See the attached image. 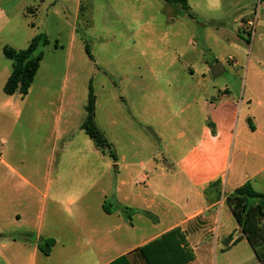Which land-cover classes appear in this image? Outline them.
Listing matches in <instances>:
<instances>
[{
	"label": "crops",
	"instance_id": "0c3cea01",
	"mask_svg": "<svg viewBox=\"0 0 264 264\" xmlns=\"http://www.w3.org/2000/svg\"><path fill=\"white\" fill-rule=\"evenodd\" d=\"M201 1L193 4L188 0L190 13L194 16L192 23L181 24L180 16H176L166 25L143 23L140 28L163 27L168 36L177 38L187 35L188 42L194 43L197 49L201 45H210V37L219 44L232 40L222 31L224 23L199 16V8H203L206 15L213 10L235 16L239 29L253 14L257 15L248 69L243 74L244 86L237 92L240 96L233 97L223 82L220 87L213 86L214 95L210 90L169 112L165 109L169 105L163 103L158 93L147 95L142 90L141 103L130 102L133 103L129 108L131 117L139 120L140 128L129 135L130 155L120 154L124 171L134 169L125 182V186H129L125 198L129 207L123 215L117 207L107 213L104 200L100 205V201L94 204L84 197H68L76 183H64L62 172L53 166L50 135L42 138L43 156L40 158L44 165L29 168L27 174L5 161L2 144L0 264H109L124 255L131 264H145L137 250L175 228L184 232L195 254V259L188 264H202V258L210 259L212 255L216 259L237 256L239 262L236 264H260L243 238L226 197L246 183L264 194V2ZM167 4L171 7L179 5ZM13 7V0H0V37L8 36L13 30ZM179 10L173 9L175 13L181 12ZM32 26L35 27L34 23ZM240 31L233 36L237 43H242ZM5 46L8 45L0 44V65L5 57ZM181 59L180 55L176 58L177 62ZM214 59L215 65L219 60ZM8 61L12 69L7 68L5 79L13 70L12 61ZM208 63L206 58L202 59L198 74L201 83L208 82L211 74L213 65ZM220 64L221 69L215 77L225 72L224 63ZM232 64L237 66L239 62L234 58ZM185 69L195 79V69L192 66ZM124 103L129 107L127 99ZM10 106L11 103L4 104V107ZM185 109L191 112L187 118H182ZM96 123L101 129L97 116ZM170 125V131L164 130ZM108 140L112 143L110 138ZM91 142L89 138L85 143L90 146ZM71 146V142L64 141L61 151L66 152ZM88 152L97 165L94 168L92 164L87 171L101 170L100 163L109 167L106 159L109 156L96 147L89 148ZM118 162L119 159L113 162V167L120 175L123 169H119ZM79 170L77 168L78 175ZM99 177L97 172L89 185L99 183ZM53 186L56 192L49 197ZM225 210L234 220L230 228L222 224ZM41 239L55 241L49 255L39 248ZM223 263L219 261V264Z\"/></svg>",
	"mask_w": 264,
	"mask_h": 264
},
{
	"label": "rangeland",
	"instance_id": "374dc122",
	"mask_svg": "<svg viewBox=\"0 0 264 264\" xmlns=\"http://www.w3.org/2000/svg\"><path fill=\"white\" fill-rule=\"evenodd\" d=\"M199 1L191 0V3ZM13 4V30L8 36L0 37V44L25 50L41 33L48 37L50 44L43 48L44 59L28 95L23 98L8 96L3 91L9 76L5 79L7 68L12 69V64L3 57L5 67L0 65V146L4 145L3 158L27 174L29 168L44 165L40 158L42 138L50 135L53 166L62 172L64 183H76L74 189L70 188L73 190L68 197H84L94 204L100 201V205L104 200L111 209L119 208L121 215L129 207L125 201L129 186H125V182L134 169L124 171L120 154L130 155L129 135L140 128L139 120L132 119L129 108L133 104L130 102L141 103L142 90L147 95L158 93L163 103L169 105L165 106L169 112L210 90L214 95V85L220 87L225 82L233 97L240 96L237 92L244 86L243 74L248 69L252 39L238 28L235 16L213 10L206 15L203 8H199V16L224 23L222 31L232 40L219 44L210 37V45L196 49L194 43L188 42L187 35L177 38L168 36L163 27L140 28L143 23L166 25L176 16H180L178 21L181 24L194 22L179 5L171 7L164 0H13ZM173 9L181 12L175 13ZM254 17L253 14L246 22ZM239 31L242 43L233 38ZM56 41L60 44L58 49L55 48ZM87 44L94 61L86 52ZM178 55L181 62L176 60ZM203 58L213 66L214 58H218V63H224L225 72L219 77L209 74L208 82L201 83L198 74ZM234 58L239 62L237 66L232 64ZM187 66H192L198 77L192 78L185 69ZM90 88L96 97L99 125L118 154L119 169H123L120 175L114 170V161L110 158H106L109 167L100 163L101 170L87 171L92 164L94 168L97 165L88 152L89 148H95L94 144H87L89 138L80 129L86 117ZM5 103L12 106L4 107ZM190 112L185 109L181 117L187 118ZM170 128L171 125L165 126L164 130L170 131ZM64 141L72 143L66 152L61 151ZM143 151L147 152L146 148ZM77 168L80 169L79 175ZM97 172L99 183L89 185ZM54 189L55 186L49 197L54 196ZM232 221L225 210L223 227L230 228ZM221 260L223 264L239 262L233 255L221 259L212 255L210 259L202 258L201 262L219 264Z\"/></svg>",
	"mask_w": 264,
	"mask_h": 264
},
{
	"label": "trees",
	"instance_id": "16d2710c",
	"mask_svg": "<svg viewBox=\"0 0 264 264\" xmlns=\"http://www.w3.org/2000/svg\"><path fill=\"white\" fill-rule=\"evenodd\" d=\"M167 3L179 4L183 11L194 18L190 13L188 0H164ZM264 2V0H261ZM84 10V9H83ZM50 44L45 34L35 36L25 50H16L5 46L3 55L13 63V70L7 79L3 91L8 96L25 97L28 95L35 76L40 69V63L44 59L43 48ZM55 48H60L58 41ZM86 52L94 61L90 47L87 44ZM86 109V117L81 125V130L91 139L95 147L103 154L117 162L118 156L113 144L108 140L105 133L96 123V97L90 88ZM249 125L252 130L254 126L250 119ZM226 203L242 231V236L251 246L260 264H264V194L254 190L250 183L235 190L226 197ZM107 213L112 209L104 204ZM238 239L234 242L236 243ZM55 245L53 239L39 240V248L45 255H49ZM145 264H188L195 259V254L190 248L184 232L175 228L161 237L151 241L137 250ZM109 264H131L126 255L121 256Z\"/></svg>",
	"mask_w": 264,
	"mask_h": 264
},
{
	"label": "built area",
	"instance_id": "2783aa9c",
	"mask_svg": "<svg viewBox=\"0 0 264 264\" xmlns=\"http://www.w3.org/2000/svg\"><path fill=\"white\" fill-rule=\"evenodd\" d=\"M257 18V15H255L253 20H250L241 25V29L244 30L247 34H249V37H251L250 39H252L255 35Z\"/></svg>",
	"mask_w": 264,
	"mask_h": 264
},
{
	"label": "water",
	"instance_id": "95a60500",
	"mask_svg": "<svg viewBox=\"0 0 264 264\" xmlns=\"http://www.w3.org/2000/svg\"><path fill=\"white\" fill-rule=\"evenodd\" d=\"M221 69V64L217 63L211 68V74L215 77L219 74V71Z\"/></svg>",
	"mask_w": 264,
	"mask_h": 264
}]
</instances>
